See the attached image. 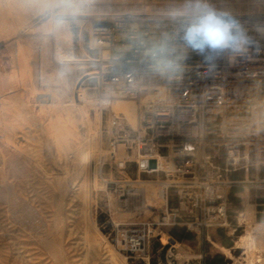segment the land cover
<instances>
[{"label":"rangeland","instance_id":"rangeland-1","mask_svg":"<svg viewBox=\"0 0 264 264\" xmlns=\"http://www.w3.org/2000/svg\"><path fill=\"white\" fill-rule=\"evenodd\" d=\"M8 1L0 0V65H4L0 68L5 69L3 79L16 76L18 81L13 99H9L4 90V122L6 127L14 128L18 136L21 149L18 160H22L18 163L17 179L11 181L13 186L8 189L5 186L8 192H12L8 195L13 196L14 204L0 206V217L10 220L8 225H15L11 231L14 234L0 241V264H55V259L43 249L37 235L28 237V231L24 230L25 225L46 222L47 231L53 234L58 217L63 226L62 242L67 264H198L206 254L220 255L222 259L217 264H264V165L230 176L236 182L227 192L224 221L211 226L187 227L191 219L187 211L171 210L175 206H170L169 201L166 206L164 198L161 201L157 198L152 204L143 199L140 184L166 181L161 173L143 172L141 161L126 162L123 168L117 166V161L126 158V153L123 149V157H120L118 149L114 157L111 156L108 113L99 110L94 81L88 78L87 73L91 70L88 62L96 55L90 28L96 20L118 11H193L197 0ZM200 3L225 13L264 11V0H200ZM7 6H10L9 12ZM20 16L27 18L17 24L18 36L13 33L12 22H17ZM54 25L64 31L67 29L66 39L71 41V52L62 57L71 62L66 66L54 59L61 46L55 37ZM22 53L29 55V81L24 80L21 69ZM26 82H30L33 89ZM2 85L5 88V82ZM82 105L86 122L79 113ZM29 108L31 112H28ZM53 123L65 128L67 136L62 140V146L55 136ZM92 138L99 151L82 169L81 160L88 155L81 151L82 146ZM75 147L80 150L76 155L72 154ZM70 161L75 162L73 167ZM82 180L88 183L91 197L87 216H91L97 236V246L91 244L93 247L86 244L83 236L86 219L78 199ZM59 191H65L61 203L57 201ZM26 196L33 198V206L23 205L21 199ZM164 216H169V224H159ZM142 222L155 226L146 249L143 253L124 250L116 240L117 229ZM95 251L100 253L97 259L93 256Z\"/></svg>","mask_w":264,"mask_h":264},{"label":"built area","instance_id":"built-area-1","mask_svg":"<svg viewBox=\"0 0 264 264\" xmlns=\"http://www.w3.org/2000/svg\"><path fill=\"white\" fill-rule=\"evenodd\" d=\"M192 12L99 18L90 28L96 55L87 73L99 110L108 113L111 156L120 146L126 153L117 166L145 159L142 171L166 178L165 205L187 211V227L224 221L236 182L230 176L264 165V11L227 13L249 37L242 55L192 50L183 39ZM116 101L132 103L134 122L112 110ZM159 224H169V216ZM154 229L150 222L118 228L116 240L143 253Z\"/></svg>","mask_w":264,"mask_h":264},{"label":"bare ground","instance_id":"bare-ground-1","mask_svg":"<svg viewBox=\"0 0 264 264\" xmlns=\"http://www.w3.org/2000/svg\"><path fill=\"white\" fill-rule=\"evenodd\" d=\"M8 3H9V1L8 0H6ZM19 0H17V2H18ZM32 1V0H31ZM47 1V0H46ZM6 2V3H7ZM14 2V1H13ZM20 2V1H19ZM33 2V1H32ZM41 2V1H40ZM29 3V2H28ZM15 4V3H14ZM22 4V3H21ZM52 4V3H51ZM18 5V4H17ZM27 5V4H26ZM32 5V4H31ZM1 6H2V4H1ZM21 6V5H20ZM9 7L10 6H7V8H8V12H9ZM17 7V6H16ZM33 8H34V6H32ZM21 8V7H20ZM28 8V7H27ZM43 9V8H42ZM32 10V9H31ZM23 11V10H22ZM41 11V10H40ZM12 12V11H11ZM29 12H30V10H29ZM16 13H17V11H16ZM20 13V12H19ZM33 13H34V11H33ZM1 16V15H0ZM30 16V15H29ZM9 17V16H8ZM25 16H20V17H17L18 19H17V22H12V28L14 29V31H13V29H12V31H13V33L14 34H16V35H18V32H17V30H16V27H17V24L19 25L20 23H21V21H25V19L27 18H24ZM59 17V16H58ZM3 18V17H2ZM67 18V17H66ZM74 18V17H73ZM58 20V19H57ZM62 20V19H61ZM27 21V20H26ZM64 21V20H63ZM66 21V20H65ZM74 21H75V19H74ZM85 21V20H84ZM83 21V22H84ZM5 22V21H4ZM58 22H62V21H60V20H58ZM82 22V23H83ZM66 23V22H65ZM87 23V22H86ZM89 24V23H88ZM88 24H85V26L87 27L88 26ZM55 26V25H54ZM56 27V26H55ZM51 28V27H50ZM6 29V28H5ZM8 29H10V28H8ZM67 30V29H66ZM65 30V31H66ZM70 30V29H69ZM11 31V32H12ZM64 30H63V28L62 27H56L55 28V37H56V39H58L60 42H61V46L59 47V49H61L60 51H59V49H57L56 50V52H55V57H54V59H55V61L56 62H58V63H62V64H64L65 66L66 65H68V64H70L71 62L70 61H65V60H63L64 58H62L63 56H64V54H68V53H70L71 52V48H70V43L69 42H71V41H69L68 42V40L66 39V36H67V34H66V32H65ZM71 35V34H70ZM19 36V35H18ZM68 38V37H67ZM72 45V44H71ZM63 53V54H62ZM28 58H29V55H28V53H22V55L20 56V64H21V69H22V71H23V76H24V80L25 81H29V78H30V71H29V69H28V66H27V63H28ZM70 59V58H69ZM72 60V59H71ZM1 63V62H0ZM73 63V62H72ZM19 64V65H20ZM0 66H4V65H0ZM4 67H1L0 68V206H3V204L4 205H6V206H12L13 204H14V198H13V196L12 195H8V194H10V193H12V192H8L7 190H6V188L8 189V188H10V187H8V186H13V184L11 183V181H12V179H14V178H16V176H18L17 175V171H18V167H19V165H18V163L22 160V159H20V161L18 160L19 158H18V156H19V150H21V149H19V139H18V136H17V134H16V132H15V130H14V128H12V127H10V128H8V127H6V125H5V122H4V119H5V110H6V106H5V102H6V100H5V98H6V96H5V94H4V90H6V92H7V97L9 98V99H13L14 97H15V95L17 94V81L18 80H16V76H13L12 78H9V79H3V74H4V70H2ZM11 72H13L14 73V71H11ZM6 73V72H5ZM22 73V72H21ZM32 77V76H31ZM20 78V77H19ZM5 82V88L4 87H2L3 85V83ZM22 83H24V82H22ZM27 83H29V85L27 84ZM21 84V83H20ZM26 84L29 86V88H32L33 89V85L30 83V82H26ZM25 87V86H24ZM35 88V87H34ZM36 89V88H35ZM36 91V90H35ZM30 95L32 94V93H29ZM37 94V93H36ZM38 95V94H37ZM39 98V97H38ZM28 99L29 98H27V101H28ZM43 101H45V100H43ZM42 102V101H41ZM85 102H86V100H85ZM27 103H29V102H27ZM44 104V103H43ZM86 106V105H85ZM27 107V106H26ZM39 108V107H38ZM43 109H45V108H43ZM42 109V110H43ZM41 110V111H42ZM112 110H114V111H123V112H125L126 113V115L128 116V118H129V120L131 121V122H134V120H135V112H134V107H133V105H132V103L131 102H128V101H116L115 103H113V105H112ZM40 111V112H41ZM80 112L79 113H81L82 114V119L84 120V122H86V116H85V109H84V107H83V105H82V109H80L79 110ZM28 112H31V109L29 108L28 109ZM66 112H68V111H66ZM43 114H45L44 112H43ZM42 114V115H43ZM69 114V113H68ZM80 114V115H81ZM48 115V114H47ZM48 119H49V117H48ZM82 119H81V121H82ZM69 120V119H68ZM43 121V120H42ZM50 121H51V119H50ZM49 121V122H50ZM53 121V120H52ZM69 122H71V121H69ZM86 124V123H85ZM53 127H54V129L56 130V134H55V136H56V138L58 139V142H59V145L60 146H62V145H64V143L62 142V140L63 139H65L66 138V136H67V134H66V132H65V128L63 127V126H60L59 124L57 125V124H54L53 123ZM47 129V128H46ZM67 129V128H66ZM50 132V131H49ZM55 133V132H54ZM54 133L52 134L53 136H52V138L54 137ZM73 133V132H72ZM50 136H51V134H50ZM53 139H55V138H53ZM54 143H56V141L54 142ZM67 141H66V145H67ZM55 145V144H54ZM81 145V144H80ZM83 145V144H82ZM81 145V146H82ZM80 146V147H81ZM74 148V147H73ZM78 148H79V146H78ZM78 148L77 147H75V149L72 151L73 153L72 154H74V155H76L80 150H78ZM99 149V147H98V144H97V142L92 138V139H89L88 140V142H86L83 146H82V152L83 153H86V154H88V155H86V156H84L83 158H82V162H81V165H80V167L83 169V168H85L90 162H92V159H90V157L91 156H96L98 153H97V151H99L98 150ZM119 151H118V155L120 156V157H123V148H122V146H120L119 148ZM102 151V150H101ZM100 151V152H101ZM102 153V152H101ZM75 157V156H74ZM131 157H133V155L131 156ZM84 160V161H83ZM136 162L138 163L139 161H141V163H143V167H142V170H145V168H146V160L145 159H143V158H139V157H137L136 159ZM71 162V161H70ZM74 163L75 162H71V165H72V167L74 166ZM20 164V163H19ZM41 166H43V165H41ZM157 166L158 167H161V164L160 163H158L157 164ZM22 168V167H21ZM21 168H20V170H21ZM41 169V168H40ZM24 170V169H23ZM22 170V171H23ZM25 171V170H24ZM26 172V171H25ZM46 172V171H45ZM43 173V172H42ZM24 174V173H23ZM26 174H28V173H26ZM83 174H84V176H87L86 174H85V172H83ZM32 176V175H31ZM57 176V175H56ZM77 177V176H76ZM11 178V179H10ZM46 178V177H45ZM55 178H57V177H55ZM87 178V177H86ZM10 179V180H9ZM17 179V178H16ZM47 179V178H46ZM51 179V178H50ZM27 181V180H26ZM83 181V180H82ZM81 181V182H82ZM13 182H15V181H13ZM17 182H18V180H17ZM16 182V183H17ZM156 182V183H155ZM23 183V182H22ZM165 181H159V180H154V182H144V183H141L140 184V187H139V190L141 191V194H142V196H143V199H144V201H146V202H149V203H151V202H153L155 199H159V201H161L162 199H163V189H164V187H165ZM57 184H59L60 186H61V184H60V182H58ZM88 183H86V181L84 180L83 182H82V184H80L79 185V195H78V199H80V201H81V203H82V206H83V212H84V215H85V219H86V225H85V231H84V239H85V241H86V244L88 245H90L91 246V244H95L96 246H97V241H96V238H97V236L95 235V230H94V228H93V224L91 223V216H87V214L89 213L88 212V210H89V208H90V204H91V197H90V192H89V186L87 185ZM63 185V184H62ZM5 186H7L6 188H5ZM60 186H58V187H60ZM137 189H138V187H137ZM60 190V189H59ZM62 190V189H61ZM65 192V191H64ZM63 191H59V198L57 199V201H59V203H61V201L64 199L63 198V196H65V193H64ZM14 195H15V193H14ZM15 197V196H14ZM19 198H21V197H19ZM17 199V198H16ZM33 199V198H32ZM32 199H31V197L30 196H26V197H23V199H21V200H23V205H25V206H33L32 205ZM13 200V202H11ZM18 201V200H17ZM20 203H21V201H19ZM19 203V204H20ZM22 204V203H21ZM152 204V203H151ZM16 205H17V203H16ZM19 206V205H18ZM59 208H61V207H59ZM4 211V210H3ZM18 211V210H17ZM59 212V211H58ZM88 212V213H87ZM1 211H0V216H1ZM45 217V216H44ZM63 217V216H62ZM6 218V217H5ZM7 218H9V217H7ZM6 218V219H7ZM27 218H29L28 216H27ZM10 219V218H9ZM16 220V219H15ZM27 220V219H26ZM29 220H30V218H29ZM43 220V219H42ZM5 220H3V218L2 217H0V241H3V240H5V239H7V238H9L12 234H14V232L12 233L11 231L12 230H14V229H12V226H14L15 227V225H8L9 224V222H10V220H9V222H8V220H6L5 222H4ZM25 221V220H24ZM33 221V220H32ZM44 221V220H43ZM31 222V221H30ZM25 223H29V222H26L25 221ZM24 223V224H25ZM11 224V223H10ZM32 224V223H31ZM25 226H27V228H26V230H24V231H28V233H27V235H29L28 237H33V235L35 236V235H37V238L39 239V242H40V244H42V246H43V249L45 250V251H47V254L49 253L52 257L51 258H54L55 259V264H67V262L68 261H66L67 260V257H66V252H65V250H64V248H63V242H62V221H61V219L58 217L57 218V220H55V222H54V228H55V231H54V233L53 234H51V233H49L48 231H47V225H46V222H42V223H40L39 225H35V226H33V225H25ZM25 226H22L21 225V227H25ZM39 228V229H38ZM69 229V228H68ZM97 232V231H96ZM25 235H26V233H25ZM17 237V236H16ZM27 237V236H26ZM68 240V239H67ZM85 241H84V244H85ZM21 242V241H20ZM25 242V241H24ZM65 242V241H64ZM69 242V241H68ZM26 243V242H25ZM83 243V242H82ZM27 245H29V244H27ZM6 246V245H5ZM24 246V245H23ZM30 246V245H29ZM35 246V245H34ZM65 246V245H64ZM91 247H93V246H91ZM101 247V246H100ZM6 248V247H5ZM8 248V247H7ZM96 248H99V247H96ZM105 248V247H104ZM23 249V248H22ZM67 249V248H66ZM74 249V248H73ZM94 249H95V247H94ZM108 249V248H107ZM109 249H111V248H109ZM24 250H26V249H24ZM37 250V249H36ZM99 250V249H98ZM101 251V250H100ZM18 252V251H17ZM72 252V251H71ZM70 252V253H71ZM28 254V253H27ZM36 254V253H35ZM48 254V255H49ZM20 255V254H19ZM40 255V254H39ZM102 255V254H101ZM31 256V255H30ZM33 256V255H32ZM35 256V255H34ZM94 258H99V256H100V253L99 252H97V251H95L94 252ZM4 257V256H3ZM40 257V256H39ZM25 258H27V257H25ZM30 258V257H29ZM4 259V258H3ZM29 260V259H28ZM32 260V259H31ZM99 262V261H98Z\"/></svg>","mask_w":264,"mask_h":264},{"label":"clouds","instance_id":"clouds-1","mask_svg":"<svg viewBox=\"0 0 264 264\" xmlns=\"http://www.w3.org/2000/svg\"><path fill=\"white\" fill-rule=\"evenodd\" d=\"M191 16L183 39L192 50L201 54L228 50L244 54L249 37L239 22L229 14L218 12L197 0ZM164 62L170 64L172 60L169 58Z\"/></svg>","mask_w":264,"mask_h":264},{"label":"trees","instance_id":"trees-1","mask_svg":"<svg viewBox=\"0 0 264 264\" xmlns=\"http://www.w3.org/2000/svg\"><path fill=\"white\" fill-rule=\"evenodd\" d=\"M222 258L220 255L215 254L211 256L210 254H206L202 260L201 264H217L218 261H220Z\"/></svg>","mask_w":264,"mask_h":264},{"label":"water","instance_id":"water-1","mask_svg":"<svg viewBox=\"0 0 264 264\" xmlns=\"http://www.w3.org/2000/svg\"><path fill=\"white\" fill-rule=\"evenodd\" d=\"M149 165H150V167H153V166H154V161L151 160V161L149 162Z\"/></svg>","mask_w":264,"mask_h":264},{"label":"crops","instance_id":"crops-1","mask_svg":"<svg viewBox=\"0 0 264 264\" xmlns=\"http://www.w3.org/2000/svg\"><path fill=\"white\" fill-rule=\"evenodd\" d=\"M198 264H201V261H200V262H198Z\"/></svg>","mask_w":264,"mask_h":264}]
</instances>
